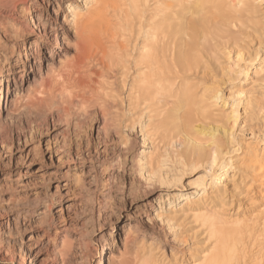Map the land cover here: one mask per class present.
Returning a JSON list of instances; mask_svg holds the SVG:
<instances>
[{"label":"rangeland","instance_id":"374dc122","mask_svg":"<svg viewBox=\"0 0 264 264\" xmlns=\"http://www.w3.org/2000/svg\"><path fill=\"white\" fill-rule=\"evenodd\" d=\"M67 2L82 3L81 0H0V71L10 70L9 76H4L8 81L4 79V85L0 86V99L4 101L0 111L8 105L5 94L10 99L15 95L14 82L22 81L23 91L35 86L32 75L38 73L37 67H41L43 75L47 63L43 53L51 43L57 46L51 42V36L47 41L42 38L45 43L37 46L39 52L19 57L22 44L38 37L32 21L37 25L46 23V31L52 34L67 14ZM220 6L227 15L210 20V36L220 50L228 52L230 59L216 55L210 67V81L220 89L223 100L216 110L218 122L207 126L214 127L217 153H210L206 138L201 135L197 138L202 154H197L186 141L178 146L161 138L144 141L141 127L147 118L144 115L139 118V109L129 106L120 70L107 73L104 85L109 93L105 104L112 126L106 135L97 131V126L102 124V110L77 121L76 128L72 125L74 117L70 118L66 129L65 119L47 117L45 122L32 118L27 110H21L22 95L14 99L17 112L0 125V232H4L0 264L27 262L19 257L23 244L38 252L36 264H61L59 250L64 249L60 244L64 234L72 243L64 264H95L101 231L112 227L114 245L120 247L116 233L122 235L120 228L129 217L140 229H132V240L129 239L132 247H142L143 251L151 250L175 261L186 258L189 251L201 245V235L195 232L189 218L180 215L171 220L166 218L179 207L180 194L191 191L189 184L197 176H207L211 185L222 184V199L231 206L245 201L248 187L264 192V167L259 170L243 167L245 152L264 145V0H244L241 7L233 2ZM52 8L57 10L56 17ZM27 17L32 19L25 28ZM92 29L104 41V31L96 24ZM69 33L72 42L66 51L73 55L75 41L71 37L73 33ZM28 46L25 51L29 47L34 50L35 46ZM97 54L98 48L92 41L82 52V59L86 62L87 57ZM21 68L23 77L17 79ZM131 74L132 69L127 81ZM151 147L157 151L158 162L156 174L146 181V167H139L136 160ZM123 181V186L118 185ZM131 181L134 186L130 185L129 189ZM56 184L60 193L52 194ZM17 217L19 222L14 227Z\"/></svg>","mask_w":264,"mask_h":264},{"label":"bare ground","instance_id":"6f19581e","mask_svg":"<svg viewBox=\"0 0 264 264\" xmlns=\"http://www.w3.org/2000/svg\"><path fill=\"white\" fill-rule=\"evenodd\" d=\"M81 2V5L67 2V14L52 34L46 31V23L37 25L32 21L38 37L22 44L19 57L37 52L40 49L37 46L45 43L40 40L42 38L47 41L51 36V42L57 46L51 43L48 51L43 53L44 61L47 62L45 71L42 75L41 67H37L38 73L32 75L31 79L34 87L23 91L22 81L20 84L14 82V97L10 99L5 94L8 105L0 111V125L11 120L17 112L14 99L22 95L24 103L21 110H27L28 115H33L32 118L45 119L47 122V117L65 121L74 117L72 125L75 128L79 127L77 121L102 110V124L97 126V131L98 134L102 132L106 135L112 130V126L105 104L109 93L104 85L107 84V73L120 70L118 73L126 88L129 106L139 109V118L142 115L147 118L146 124L141 127L144 141L161 138L176 146L186 141L197 154H202L204 152L197 138L201 135L206 138L204 141L207 142L210 153H217L214 127L210 129L207 126L218 122L216 110L223 100L220 89L210 81V67L216 55H222L226 59L230 57L228 52L220 50L213 42L209 30L210 20L227 15L221 4L233 2L241 7L244 0ZM52 13L55 17L58 14L54 8ZM32 17H27L25 28L29 26L28 21ZM93 24L104 31V41L99 40L97 31L92 29ZM69 32L73 33L71 37L75 41L73 55L66 51L72 42ZM92 41L99 54L87 57L85 62L82 52ZM27 45L35 46V51L30 50L29 46L25 51ZM55 57L58 58L57 63ZM131 69L132 74L127 81L126 76ZM19 71L17 79L23 77L24 69ZM9 74L10 70L7 73L0 71V86L4 85V79L8 81V77L4 76ZM6 87L5 93L8 91V84ZM3 102L0 99V106ZM69 122L65 125L66 129L70 126ZM140 155L136 163L141 168L146 167L148 178L145 180L150 181L151 176L156 174L157 151L155 147H151ZM180 157L178 156V160L184 165ZM214 159L215 156L211 162ZM243 163L246 169L259 170L264 167V145L247 150ZM208 181L207 176H197L189 184L191 191L180 194L179 207L166 216L167 220L174 219L176 215L189 218L195 232L201 235V245H197L192 252L189 251L186 258L171 261L165 255L152 253L151 250L143 251L142 247H132L129 244L132 229H140L136 222L132 223L130 217H127V222L120 228L122 235L118 231L116 233L119 235L120 247L114 245L112 227L109 231H101L100 247L95 250V264H264L263 190H250L248 187L245 190V201L231 206L222 199L224 190L221 188L224 186L220 183L211 185ZM124 183L125 181L118 185L123 186ZM128 184L129 189L134 186L132 181ZM58 191L60 193L59 185L56 184L52 194ZM192 194L196 195L191 196ZM59 201L61 206V199ZM129 208H132L131 204ZM16 221L14 227L18 225V217ZM150 227L148 228L153 230ZM7 232L10 233L9 230ZM3 233L0 232V242ZM149 235L153 238L152 232ZM60 242L64 249L59 250V257L61 264H64L68 261V253L72 251V243L65 234ZM19 257L22 262L27 260L24 264H36L38 252L30 245L23 244L20 246Z\"/></svg>","mask_w":264,"mask_h":264}]
</instances>
